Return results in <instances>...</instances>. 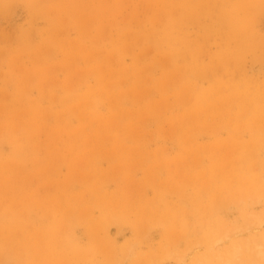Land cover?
Masks as SVG:
<instances>
[{"label": "rangeland", "instance_id": "374dc122", "mask_svg": "<svg viewBox=\"0 0 264 264\" xmlns=\"http://www.w3.org/2000/svg\"><path fill=\"white\" fill-rule=\"evenodd\" d=\"M254 216L264 0H0V264H249Z\"/></svg>", "mask_w": 264, "mask_h": 264}, {"label": "clouds", "instance_id": "9594fccd", "mask_svg": "<svg viewBox=\"0 0 264 264\" xmlns=\"http://www.w3.org/2000/svg\"><path fill=\"white\" fill-rule=\"evenodd\" d=\"M259 227L264 228V221H261ZM256 253L259 255V261H250L249 264H264V237L256 244Z\"/></svg>", "mask_w": 264, "mask_h": 264}, {"label": "bare ground", "instance_id": "6f19581e", "mask_svg": "<svg viewBox=\"0 0 264 264\" xmlns=\"http://www.w3.org/2000/svg\"><path fill=\"white\" fill-rule=\"evenodd\" d=\"M254 221H256V223L260 224L262 219H260L258 216H254ZM238 251H239V249L237 246H234V248L231 251H227L226 252V260L222 261V264H234Z\"/></svg>", "mask_w": 264, "mask_h": 264}, {"label": "crops", "instance_id": "0c3cea01", "mask_svg": "<svg viewBox=\"0 0 264 264\" xmlns=\"http://www.w3.org/2000/svg\"><path fill=\"white\" fill-rule=\"evenodd\" d=\"M226 218H228L227 216H226ZM201 250H199V252H200Z\"/></svg>", "mask_w": 264, "mask_h": 264}]
</instances>
